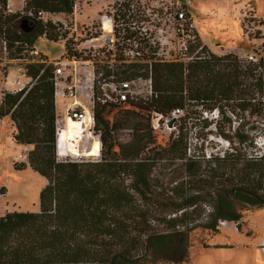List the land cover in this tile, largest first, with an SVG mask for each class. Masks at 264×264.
<instances>
[{
	"label": "trees",
	"instance_id": "trees-1",
	"mask_svg": "<svg viewBox=\"0 0 264 264\" xmlns=\"http://www.w3.org/2000/svg\"><path fill=\"white\" fill-rule=\"evenodd\" d=\"M73 8L74 0H25L12 12L0 0V64L17 61L32 78L27 90L1 91L0 121L8 116L13 141L33 146L27 162L14 167L28 166L46 180L37 211L0 216V264L185 263L192 230L216 233L221 222L240 225L248 207L264 206V147L255 144L264 134V58L208 52L184 63L147 54L137 65L116 64L121 80L151 77L152 96L120 103L124 108L112 120L103 114L107 106L97 105L100 159L59 161L53 67L25 51L39 38L58 41V33L50 21L27 13L56 12L72 22ZM72 44H64L70 55ZM188 103L215 113L213 122L203 118L204 128L214 123L227 147L205 152L204 134L191 152L180 125L166 145L156 143L143 117L169 118ZM121 128L132 130L123 142L116 134Z\"/></svg>",
	"mask_w": 264,
	"mask_h": 264
},
{
	"label": "rangeland",
	"instance_id": "rangeland-1",
	"mask_svg": "<svg viewBox=\"0 0 264 264\" xmlns=\"http://www.w3.org/2000/svg\"><path fill=\"white\" fill-rule=\"evenodd\" d=\"M24 1L8 0L9 9L12 12L21 10ZM108 1L111 0H74L73 13L75 12V14H72V23L73 19L76 18L75 26L73 27L72 24L69 30L70 33L73 32L72 36L78 50H81V57L95 59L94 66L100 83L103 82L102 78L114 81L119 80V76L106 77L103 75L105 70L110 68L106 63L111 64L113 61L106 62L108 56L101 52V47L96 48L94 58L87 52L85 48L88 46L85 41V23L89 19L86 18V14H90L92 10L100 9ZM190 8L200 34L198 42L204 46L196 55H204L208 52L220 56L234 53L242 59H247L246 56L248 55H252L257 60L259 57L264 58V0H193ZM53 18L67 19V22H71L70 18L59 13H56ZM24 27L27 26L24 25ZM63 44V41L60 40L50 41L39 38L35 46L40 52L52 58L51 60L47 58L48 61H53L63 54ZM144 45L145 43H142L140 46L143 47ZM135 47L136 45L128 44L125 49L128 51L129 48ZM141 50L144 51V49ZM190 55L192 58H177L174 61L189 62L195 58L193 52ZM138 62L128 58L125 63L137 65ZM19 66L17 61H12L9 67L5 66V62L0 64V93L7 84L10 85L9 80L13 81L21 73ZM9 71L13 72L14 75L12 76ZM111 71L116 73L118 69L113 66ZM7 75L8 79L6 78ZM99 86V83H95V94L99 93L97 89ZM132 86L135 92L134 96L144 100L149 98L148 87L143 80L134 81ZM133 100L137 101L136 98ZM62 104V101L59 100L60 107L55 109L57 127L64 123ZM189 104L191 103L186 105L185 111L179 114L174 121L172 118L175 117L172 115L168 118L153 112L149 116L143 117L144 122L149 120L152 134L156 136V143L166 145L171 135L178 134L180 125L183 126V134L186 135L191 152L200 149L201 143L204 141V134H207L203 147L205 152L220 151L227 147L226 142L217 135L219 133L213 127L214 123L204 128L203 118L213 122L217 119L215 113L206 114L201 111L200 107ZM121 108H124L121 104L107 106L103 114L112 120ZM186 110L189 117H184ZM235 124L236 121L232 125ZM13 130L9 118H3L0 121V216L4 215L5 212L12 211H37L39 209V193L46 183L42 176L32 171L28 166L23 169L14 167L15 164L27 162V154L33 146L22 147L15 143L11 137ZM94 131L98 132L96 127H94ZM131 132L130 128H121L116 134H118L119 140L123 142L128 139L129 134H132ZM82 136L78 141L68 143L70 150L75 149L81 155L85 150L83 147L91 143V138L87 139L85 134ZM257 140H264V134L257 136L255 140L257 149L263 151V147L257 144ZM69 157L72 159L79 158L69 154L68 158H59V161L70 159ZM84 159L87 160L89 157L81 158V160ZM226 222L219 224L216 233L202 228L192 230L188 237V260L179 264H264V248L262 246L264 206L248 207L243 221L240 225H233L230 231H227L228 223Z\"/></svg>",
	"mask_w": 264,
	"mask_h": 264
},
{
	"label": "built area",
	"instance_id": "built-area-1",
	"mask_svg": "<svg viewBox=\"0 0 264 264\" xmlns=\"http://www.w3.org/2000/svg\"><path fill=\"white\" fill-rule=\"evenodd\" d=\"M193 0H111L105 2L100 9L92 10L86 14L88 19L85 23V41L88 46L85 48L91 56L95 57L97 47H101V52L108 56V60L113 61L109 65L110 77L111 67H115L116 62H126L128 58L139 61V58L147 54H152L155 58L165 62L174 61L177 58H192L191 52L195 54L202 49L199 44L198 26L191 13L190 5ZM56 13L38 10L29 11L28 16L42 19L44 22L50 21L56 26L58 40L65 44L68 39H72L70 55L63 52L53 61L44 59L36 48L25 50L27 54L41 62L51 64L53 67V97L55 109H58L59 100H62V114L64 122L67 119H74L79 122L80 127L87 139L91 136V143L83 149H91L93 142L99 143V149L95 155L86 156L95 161L99 160L101 154L100 132H95V108L97 105L110 106L120 104L128 99L133 100L134 88L132 83L136 80H143L148 87V95L152 96L151 77L146 79L135 78L131 80H106L102 78L100 83L99 76L96 75L95 59L81 57V50H78L73 32H69L73 23L69 24L66 19L53 18ZM75 14V12L73 13ZM75 29V28H74ZM66 32V36L63 33ZM145 43L143 47L140 45ZM63 44V45H64ZM136 45L135 48L125 49L126 45ZM199 44V45H198ZM198 45L197 48L195 46ZM195 48V49H194ZM93 49V50H91ZM141 49H144L142 51ZM71 53V54H72ZM248 61L257 62L252 55L246 56ZM26 62V61H25ZM183 62V61H182ZM21 73L13 80L11 92H19L29 89L32 78L26 75L24 66H19ZM106 71V70H105ZM101 75V74H100ZM115 76V75H114ZM95 83L99 93L95 94ZM183 111L175 109L171 115L177 119ZM64 124V123H63ZM57 127L56 134L63 126ZM70 149V148H69ZM57 154V150H56ZM64 158H68L65 156ZM70 158V157H69ZM82 157L74 161H81ZM57 160H59L57 154ZM66 160H71L66 159ZM63 161V160H61ZM73 161V160H72ZM222 223V222H221ZM264 248V238L262 242Z\"/></svg>",
	"mask_w": 264,
	"mask_h": 264
},
{
	"label": "bare ground",
	"instance_id": "bare-ground-1",
	"mask_svg": "<svg viewBox=\"0 0 264 264\" xmlns=\"http://www.w3.org/2000/svg\"><path fill=\"white\" fill-rule=\"evenodd\" d=\"M82 128L78 121L74 119H67L63 126L59 129L58 133L56 134V150L59 158H64L65 156L68 157L70 154L72 157H86L95 155L97 150L99 149V143L94 140L93 147L89 149H85L84 152L78 154L75 149L70 150L68 148V143L78 141L82 136ZM88 138H91L90 134L87 135ZM83 137V136H82ZM71 160H75L72 159Z\"/></svg>",
	"mask_w": 264,
	"mask_h": 264
},
{
	"label": "crops",
	"instance_id": "crops-1",
	"mask_svg": "<svg viewBox=\"0 0 264 264\" xmlns=\"http://www.w3.org/2000/svg\"><path fill=\"white\" fill-rule=\"evenodd\" d=\"M8 1V0H7ZM9 3H8V8H9ZM257 9V8H256ZM10 10V9H9ZM11 11V10H10ZM263 38H264V35H263ZM35 48L37 49V47L35 46ZM38 50V49H37ZM39 51V50H38ZM39 53L40 54H42V55H44V56H47L46 54H44V53H42V52H40L39 51ZM47 58L48 59H52V58H49L48 56H47ZM9 73L11 74L12 73V76L14 75V73L13 72H11V71H9ZM9 73H8V75H9ZM8 75H7V79L9 78L8 77ZM11 82H13L12 80H9L8 81V83H10V85H6L4 88H3V90L2 91H4V90H6V91H11L12 90V83ZM0 97H1V93H0ZM62 100H60V102H61ZM60 107V106H59ZM62 108V107H61ZM4 118H9L8 116H6V117H4ZM10 120V119H9ZM11 122V121H10ZM12 126V125H11ZM12 128L14 129V127L12 126ZM11 137H12V134H11ZM13 140V139H12ZM22 147H25L26 145H22V144H20ZM226 223H228V226H227V231H230V229H232V226L233 225H235L236 223H234V222H226Z\"/></svg>",
	"mask_w": 264,
	"mask_h": 264
},
{
	"label": "clouds",
	"instance_id": "clouds-1",
	"mask_svg": "<svg viewBox=\"0 0 264 264\" xmlns=\"http://www.w3.org/2000/svg\"><path fill=\"white\" fill-rule=\"evenodd\" d=\"M257 144H259L262 147H264V140H257Z\"/></svg>",
	"mask_w": 264,
	"mask_h": 264
},
{
	"label": "water",
	"instance_id": "water-1",
	"mask_svg": "<svg viewBox=\"0 0 264 264\" xmlns=\"http://www.w3.org/2000/svg\"><path fill=\"white\" fill-rule=\"evenodd\" d=\"M26 21V20H25ZM171 125V124H170Z\"/></svg>",
	"mask_w": 264,
	"mask_h": 264
}]
</instances>
